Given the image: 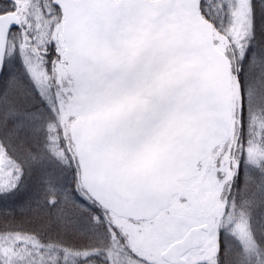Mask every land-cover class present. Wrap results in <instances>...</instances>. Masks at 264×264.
<instances>
[{"label":"snow or ice","instance_id":"obj_1","mask_svg":"<svg viewBox=\"0 0 264 264\" xmlns=\"http://www.w3.org/2000/svg\"><path fill=\"white\" fill-rule=\"evenodd\" d=\"M0 264H264V0H0Z\"/></svg>","mask_w":264,"mask_h":264}]
</instances>
